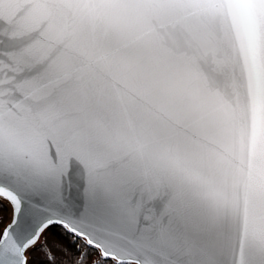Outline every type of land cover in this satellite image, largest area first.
Wrapping results in <instances>:
<instances>
[{
  "label": "snow or ice",
  "instance_id": "obj_1",
  "mask_svg": "<svg viewBox=\"0 0 264 264\" xmlns=\"http://www.w3.org/2000/svg\"><path fill=\"white\" fill-rule=\"evenodd\" d=\"M0 264H264V0H0Z\"/></svg>",
  "mask_w": 264,
  "mask_h": 264
}]
</instances>
